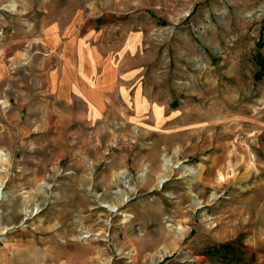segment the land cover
Returning <instances> with one entry per match:
<instances>
[{
  "label": "rangeland",
  "instance_id": "rangeland-1",
  "mask_svg": "<svg viewBox=\"0 0 264 264\" xmlns=\"http://www.w3.org/2000/svg\"><path fill=\"white\" fill-rule=\"evenodd\" d=\"M262 5L0 0V264H264Z\"/></svg>",
  "mask_w": 264,
  "mask_h": 264
},
{
  "label": "bare ground",
  "instance_id": "bare-ground-1",
  "mask_svg": "<svg viewBox=\"0 0 264 264\" xmlns=\"http://www.w3.org/2000/svg\"><path fill=\"white\" fill-rule=\"evenodd\" d=\"M13 8L15 9L16 8V6H15V4H13ZM261 8H262V11L264 12V5H262L261 6ZM199 95H201V94H199ZM202 96V95H201ZM213 100L215 99V95H214V97L212 98ZM6 105H7V103H6ZM214 116H215V120H218V119H220L221 117V114L220 113H214ZM237 121V120H236ZM239 121V120H238ZM211 121H207V123L209 124ZM215 137H213V143L214 142H216L217 140H219V139H217L216 140V138L214 139ZM207 142V139H203V141L202 142H200L199 144L200 145H203L204 143H206ZM178 153V152H177ZM0 154H1V156H3V157H5V158H8L9 157V154L8 153H6V152H4V151H1L0 152ZM165 156V158H164V162H165V171H163L164 173H161L160 174V176L157 178V183H156V189H158V190H160V189H162V187L164 186V184L170 179V177H171V173H172V171H174V170H176V169H181L182 170V172H183V174H186L187 172H189L190 174V176H191V178H193V179H195V178H197V177H200L199 175L201 174V172H202V168L203 167H201L200 166V168H199V170H197V171H195V170H193V169H188V168H186V167H182L181 168V165H180V162H179V160L178 159H172V158H168L167 157V155H164ZM173 175V174H172ZM144 174L143 175H141V178L142 179H144ZM222 179H223V177H222ZM128 190L126 191V192H124V193H122V194H120L117 198H112V197H109V196H106V197H104L102 200H101V202L103 203V204H105V208H107V209H113V210H118V209H120L124 204H126L128 201H129V195L133 192V191H135V188H133L132 186H128ZM3 197H4V193H3V185L2 184H0V205H1V203H2V201H3ZM37 209H38V206H37ZM33 214V208H32V210L30 211V212H27V213H25V215H27V216H31ZM17 219H19V215H17V214H14L13 216H12V218H11V220L14 222V221H16ZM4 222H3V220L0 218V226H5L6 225V222L3 224ZM102 227L103 228H105V227H108V224H107V222L105 221V220H102ZM5 228H9L8 226H5ZM185 228L184 227H179L178 228V230H179V232H180V236H184L185 235V233H186V230H184ZM103 241H105V239L103 238H101V240L100 241H98V242H103ZM134 251L136 252V253H132L131 255H130V257H129V259L131 260V263H135V264H137L139 261H138V259H139V257L145 252V249H142V248H139L138 246L137 247H135V249H134ZM131 253V252H130ZM95 254H98V252H96L95 250H90V249H88V250H86L85 251V255L87 256V261L84 263V264H89L91 261H94L95 260V258L93 257ZM97 259V261H98V264H105L102 260H101V258H100V256L98 255V257L96 258ZM71 264H74L73 262L71 263ZM75 264H81V263H75ZM91 264V263H90Z\"/></svg>",
  "mask_w": 264,
  "mask_h": 264
}]
</instances>
